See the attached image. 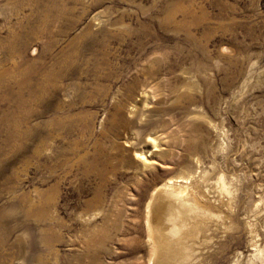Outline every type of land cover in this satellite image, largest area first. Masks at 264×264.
I'll return each mask as SVG.
<instances>
[{"label": "rangeland", "instance_id": "obj_1", "mask_svg": "<svg viewBox=\"0 0 264 264\" xmlns=\"http://www.w3.org/2000/svg\"><path fill=\"white\" fill-rule=\"evenodd\" d=\"M39 1L0 0V264H264V0Z\"/></svg>", "mask_w": 264, "mask_h": 264}, {"label": "bare ground", "instance_id": "obj_2", "mask_svg": "<svg viewBox=\"0 0 264 264\" xmlns=\"http://www.w3.org/2000/svg\"><path fill=\"white\" fill-rule=\"evenodd\" d=\"M43 1L44 0H40L39 2H43ZM59 1L60 0H57V2H59ZM91 37L94 38L95 35H93ZM66 61L67 62H73L72 60H66ZM47 77H49V76H47ZM33 91H35V90H33ZM33 93H35V92H33ZM149 162H155V161L152 160V161H149ZM170 185H172L175 188L174 184H172V183H164V185L162 187H160V188L157 187L158 189H156L155 194H153V195H156L164 186H170ZM162 192L164 194L163 197H156V199L161 198V202H160V205H159V210L157 211V209H155L154 207L153 208L151 207L153 212L152 211L150 212V216L148 217L149 218L148 220L151 222V224L157 223L158 221H160V218L163 216V213H164V218L167 220V222L171 223L175 227V231H173V232H177L178 231L177 228L180 225V220H179L178 214L175 215L174 208L177 207L176 202H178L180 205H183V204L186 203V199L182 198L179 194H176V192H168V191H164L163 189H162ZM161 205L164 207V210L160 209ZM150 206H149V208H150ZM34 212H35V210H32V211L23 210L22 214H24L23 217H26L28 219L34 214ZM1 219H2V214H1V209H0V220ZM194 219H195V221L197 219L198 222H195V221L192 222L189 231L187 233L183 234L181 245H180L182 250L178 251L177 249H175L174 253H173L170 248H167L166 251L172 252V256L169 258V261H174L176 259H182V260L184 259L185 260L186 255L191 254L190 252L192 251V245H190L188 237L189 236L190 237H194L195 235L199 234L201 229H202V227H203V225H205V223H204L205 221H204V219L202 217L195 216ZM186 222H187V220L185 219L184 223H186ZM149 229H150L149 230L150 238H152L154 240L155 246L159 247L160 243L155 239V236L157 234L158 238L163 240L165 237H167L166 233H161L159 231L157 232V229H155V227H153V229L150 227ZM174 236L179 237L180 235L175 233ZM0 253H3V250H0ZM2 261H4V259H2L0 257V262L2 263ZM150 263L151 264H166V262L164 260L162 262H160L159 257L156 255V252H153Z\"/></svg>", "mask_w": 264, "mask_h": 264}]
</instances>
